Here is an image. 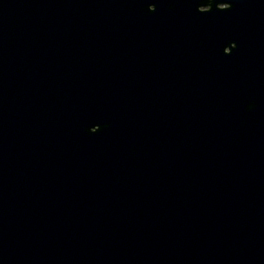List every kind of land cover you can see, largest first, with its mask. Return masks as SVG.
Returning a JSON list of instances; mask_svg holds the SVG:
<instances>
[{"label":"water","instance_id":"obj_1","mask_svg":"<svg viewBox=\"0 0 264 264\" xmlns=\"http://www.w3.org/2000/svg\"><path fill=\"white\" fill-rule=\"evenodd\" d=\"M0 264H264V0H0Z\"/></svg>","mask_w":264,"mask_h":264}]
</instances>
